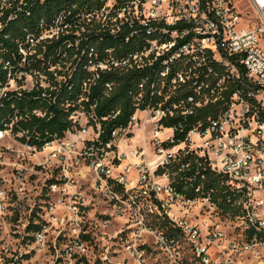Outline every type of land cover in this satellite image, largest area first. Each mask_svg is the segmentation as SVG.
Segmentation results:
<instances>
[{
  "label": "built area",
  "instance_id": "2783aa9c",
  "mask_svg": "<svg viewBox=\"0 0 264 264\" xmlns=\"http://www.w3.org/2000/svg\"><path fill=\"white\" fill-rule=\"evenodd\" d=\"M65 19L59 15L39 36H29L17 53L0 58L5 71L0 77V105L25 91L38 92L41 100L59 103L69 113L70 126L63 135L56 133L40 145L29 141L27 131H15L22 117L14 115L0 128V140L14 136L34 156L45 154L41 165L60 171L46 183L48 197L57 195L58 204L75 195L70 190L75 177L87 174L85 170L93 172L96 193L113 203L114 212L129 218L134 235L153 234L176 264H264V0H113L112 12L105 5L87 19L103 27L111 19L114 37L124 27L133 29L126 41L144 31V45L121 54L114 48L98 51L82 34L85 28L74 31L78 25ZM112 70L150 71L155 76L137 84V108L129 124L113 129L112 139L104 143L102 120L108 117H97V99L89 109L85 103L102 74ZM83 71L88 78H81ZM106 87L115 85L109 82ZM183 87L194 90V95L166 108L170 95L165 96V89L175 92ZM148 89L156 100L144 103ZM217 102L224 106L217 116L190 129L184 141L164 145L174 140L177 127H165L164 120L175 109L182 107L187 115ZM33 114L53 115L43 109ZM140 126L144 133L152 127L156 139L152 152L156 158L147 163L138 161L150 156L146 147L128 149L123 139L121 151L117 142ZM164 130L171 131L166 138ZM192 152L225 176L238 193L239 214L223 225L214 223L219 213L210 195L189 198L171 183L168 166ZM3 195L0 192V201ZM70 210L77 214L79 207L71 204ZM203 213L207 219L201 221ZM149 214L166 220L174 234L148 226ZM35 232L36 240L43 242L44 226ZM79 235L71 240L70 249L82 247ZM183 241L194 251L195 260L184 259ZM133 242V238L127 241V248L139 254ZM0 264L22 263L12 257L0 258ZM138 264L148 263L139 259Z\"/></svg>",
  "mask_w": 264,
  "mask_h": 264
},
{
  "label": "rangeland",
  "instance_id": "374dc122",
  "mask_svg": "<svg viewBox=\"0 0 264 264\" xmlns=\"http://www.w3.org/2000/svg\"><path fill=\"white\" fill-rule=\"evenodd\" d=\"M106 6L112 12L113 0H108ZM141 127L131 133L130 139L122 135L117 142L121 143V151L123 139L128 149L146 147L150 156L140 157L138 161L147 163L156 158L152 153L156 139L152 127L145 133ZM170 134V130L162 131L163 138ZM34 154L14 136L0 140V192L4 193L0 201V258L18 257L22 264H138L139 259L148 264H176L172 253L161 248L153 234L144 231L134 235L129 218L114 212L113 203L96 193L93 172L85 170L87 174L75 177L76 184L70 187L75 194L72 198L68 196L58 204L57 195L48 197L46 183L60 171L41 165L45 154ZM71 204L78 205L77 214L70 210ZM154 218L149 214L147 224L158 228V219ZM199 219L204 221L207 214L203 213ZM213 220L215 225H223L232 219L215 214ZM31 223L44 226L43 242L36 240ZM77 234L82 247L70 249ZM132 238L142 257L127 248V241ZM183 242L184 259L195 260L194 251Z\"/></svg>",
  "mask_w": 264,
  "mask_h": 264
},
{
  "label": "trees",
  "instance_id": "16d2710c",
  "mask_svg": "<svg viewBox=\"0 0 264 264\" xmlns=\"http://www.w3.org/2000/svg\"><path fill=\"white\" fill-rule=\"evenodd\" d=\"M124 1V0H119ZM108 0H45L31 1L25 0H0V58L7 59L12 53H17L20 45H26L29 36H39L44 27L50 26L59 16H65V22H72L78 26L75 28L82 31V34L90 37V43L103 52L106 49H115L118 54L135 50L143 46V35H136L130 41L125 40V36L130 34L133 29L124 27L119 34L113 36V22L107 20L103 27L88 23L87 15L95 10L105 7ZM3 6V7H2ZM12 16V17H11ZM138 29V28H137ZM62 42H59L49 50H54ZM5 76V71L0 66V77ZM81 78H88V72H80ZM155 74L150 71L136 72H116L107 71L102 74L98 85L93 88L86 108L98 100L95 109L97 117H108L102 120L103 133L102 142L112 139V131L118 127H126L136 110L134 94L137 92V84L144 77ZM81 80V79H80ZM114 83L115 87L108 89L107 83ZM38 92H23L18 99H12L5 106L0 105V128L3 123L14 115L22 117L15 131L25 130L31 136L30 142L43 144L45 141L54 137V134L63 135L64 131L70 126L68 120L69 113L62 108L59 103H52L41 100ZM170 95L166 101V108L172 104H179L187 100L190 95H194V90L183 87L175 92L165 89V96ZM152 98L151 90H147L144 103ZM145 105V104H143ZM221 102L211 103L206 106L197 107L193 114L184 115L182 107L175 109V114L164 120L165 127H177L173 142H165L166 147H171L185 140L187 132L200 123H207L209 118L217 116L223 109ZM35 109H43L48 113L52 112V117H38L33 114ZM119 111L116 118L113 114ZM183 126V128L181 127ZM185 165V168L182 166ZM171 176V183L174 188L189 198L199 196H211L212 201L217 206L218 213L227 218H234L239 214L238 193L231 189L227 184V178L214 172L202 158L192 152L187 156H178V159L168 166ZM162 172V170H160ZM163 229H168V234H174V229L169 226L166 220L157 222ZM33 229L38 225L31 223Z\"/></svg>",
  "mask_w": 264,
  "mask_h": 264
},
{
  "label": "crops",
  "instance_id": "0c3cea01",
  "mask_svg": "<svg viewBox=\"0 0 264 264\" xmlns=\"http://www.w3.org/2000/svg\"><path fill=\"white\" fill-rule=\"evenodd\" d=\"M132 159V161H134V159L133 158H131Z\"/></svg>",
  "mask_w": 264,
  "mask_h": 264
}]
</instances>
